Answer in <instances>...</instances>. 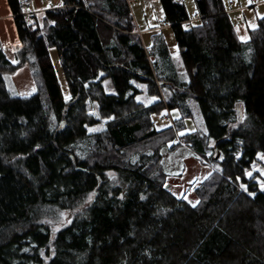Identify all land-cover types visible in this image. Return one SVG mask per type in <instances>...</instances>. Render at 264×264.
Here are the masks:
<instances>
[{
  "label": "trees",
  "instance_id": "trees-1",
  "mask_svg": "<svg viewBox=\"0 0 264 264\" xmlns=\"http://www.w3.org/2000/svg\"><path fill=\"white\" fill-rule=\"evenodd\" d=\"M6 1L21 34L15 61L0 45V264H264V188L245 174L264 154V16L240 40L220 0H194L193 22L159 0L183 79L162 32L142 43L127 0L28 14L30 0ZM23 65L27 97L4 79ZM134 81L157 100L138 101ZM163 108L177 115L157 128ZM180 142L214 168L176 193L161 150Z\"/></svg>",
  "mask_w": 264,
  "mask_h": 264
},
{
  "label": "rangeland",
  "instance_id": "rangeland-1",
  "mask_svg": "<svg viewBox=\"0 0 264 264\" xmlns=\"http://www.w3.org/2000/svg\"><path fill=\"white\" fill-rule=\"evenodd\" d=\"M188 12L189 19L193 22L196 18L195 15V3L194 0H181ZM227 12L229 13L235 31L240 40H245L247 38V29L245 23L247 21L248 27H253L256 25L257 17L264 16V0H220ZM7 2V1H5ZM129 2V7L133 17V22L135 25L136 32L139 34L142 43L145 46H149L150 38L152 35L162 32L164 38L169 46L172 58L176 67H179V73L183 79L187 78L184 68L181 63V59L178 55L176 43L170 27L166 20L164 19L163 11L159 0H131ZM29 5H27V8ZM159 21L163 22V26H159ZM55 50V49H54ZM56 51V50H55ZM53 59V65L56 70H59L63 74L61 64L59 59L56 57ZM10 76V75H9ZM9 76H4L6 83L13 87ZM64 87L68 90L67 83L63 76ZM138 87L139 94L136 99L143 104H149L152 101L157 100V97L149 95L146 91V87L143 83L134 81ZM103 85L107 92H114V89L110 83L109 79L103 81ZM194 110V119L196 124L202 125V117L198 111L195 104H192ZM89 111L91 113H96V109L93 105L89 106ZM176 108L166 109L163 108L159 113L151 115L157 128H163L173 123V118L176 117ZM189 122V123H188ZM187 125L191 128H195L193 119H188ZM104 127V119L100 120L98 123L86 127L87 132H93L100 130ZM178 139V138H177ZM176 139V140H177ZM180 142L176 149L163 148L161 150V163L164 171L166 172L168 178L166 181V186L175 191L176 193L187 192L183 190V187L190 188L192 184L196 183V179H201L208 171L214 168L209 162H202L199 156L195 153H189L187 149L181 146ZM185 144V143H184ZM180 146V147H179ZM215 154L214 151H212ZM183 174L179 175L181 172ZM246 177L255 181L258 185L259 190L264 188V154L259 152L256 154L254 161L250 164V167L245 169ZM239 188L246 191V185L239 183ZM253 196V193H249ZM68 217V215H67ZM66 211H61L57 216V222L65 220Z\"/></svg>",
  "mask_w": 264,
  "mask_h": 264
},
{
  "label": "crops",
  "instance_id": "crops-1",
  "mask_svg": "<svg viewBox=\"0 0 264 264\" xmlns=\"http://www.w3.org/2000/svg\"><path fill=\"white\" fill-rule=\"evenodd\" d=\"M5 1L6 0H0V45L3 47V52L6 58L10 61H15L14 53L20 47L19 38L21 31L18 28L15 17L10 12L7 2ZM59 4H60L59 0H30L27 4L29 5V7L27 8V5L25 7V13L28 14L32 12H40L43 11L45 8L55 7L58 6ZM245 27L246 29L252 28V27H248L247 21L245 23ZM54 49H55L54 47L49 48V56L52 62H53L52 58H55V52H56ZM56 57L58 58L57 54ZM176 68L177 71L179 72L180 70L179 67ZM55 73L59 81L62 94L64 96H67L68 90L64 87L63 74L59 72V70H56ZM9 80L13 86V89L21 97L30 96L34 94L36 91L35 84L31 78L30 71L27 65H23L19 67L12 75L9 76ZM181 146L187 149L189 153H193L189 145L181 143Z\"/></svg>",
  "mask_w": 264,
  "mask_h": 264
},
{
  "label": "built area",
  "instance_id": "built-area-1",
  "mask_svg": "<svg viewBox=\"0 0 264 264\" xmlns=\"http://www.w3.org/2000/svg\"><path fill=\"white\" fill-rule=\"evenodd\" d=\"M127 1H131V0H127ZM159 26H163V22L159 21Z\"/></svg>",
  "mask_w": 264,
  "mask_h": 264
},
{
  "label": "water",
  "instance_id": "water-1",
  "mask_svg": "<svg viewBox=\"0 0 264 264\" xmlns=\"http://www.w3.org/2000/svg\"><path fill=\"white\" fill-rule=\"evenodd\" d=\"M238 114L240 115V112L238 111Z\"/></svg>",
  "mask_w": 264,
  "mask_h": 264
}]
</instances>
